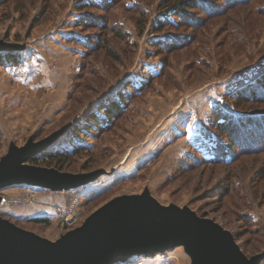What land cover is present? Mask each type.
<instances>
[{
    "label": "rangeland",
    "instance_id": "1",
    "mask_svg": "<svg viewBox=\"0 0 264 264\" xmlns=\"http://www.w3.org/2000/svg\"><path fill=\"white\" fill-rule=\"evenodd\" d=\"M198 1L179 15L170 0L0 4V40L14 44L0 52L18 58L0 62V160L59 132L35 164L94 173L72 188L1 187L4 217L56 240L148 190L222 224L248 257L264 252V0ZM193 263L178 245L112 264Z\"/></svg>",
    "mask_w": 264,
    "mask_h": 264
},
{
    "label": "water",
    "instance_id": "2",
    "mask_svg": "<svg viewBox=\"0 0 264 264\" xmlns=\"http://www.w3.org/2000/svg\"><path fill=\"white\" fill-rule=\"evenodd\" d=\"M14 48L0 40V50ZM12 144L0 160V188L30 183L52 189L79 186L93 172L70 173L29 162L57 136ZM184 245L193 264H258L264 252L248 257L233 233L190 207L160 205L148 190L113 198L56 240L40 237L0 213V264H112L133 254L157 253Z\"/></svg>",
    "mask_w": 264,
    "mask_h": 264
},
{
    "label": "trees",
    "instance_id": "3",
    "mask_svg": "<svg viewBox=\"0 0 264 264\" xmlns=\"http://www.w3.org/2000/svg\"><path fill=\"white\" fill-rule=\"evenodd\" d=\"M4 1H8V0H0V4ZM171 2H173L174 6L173 9L176 10V14H182V13H188L189 10L191 9H195L197 8V4L199 3L198 0H170ZM102 47H106V45H102ZM107 52H109V50H106ZM3 60H8V61H17L18 58L15 54L13 53H6L5 55H3L0 52V62H4ZM115 108L120 109V105L118 102H114L112 103L110 106L105 107L104 112L107 116H110L109 114H111V112H113V110H115ZM236 127L229 129V125L225 126L220 124V129L222 131H227L229 132L231 135L234 134V132H236L234 129ZM61 154H56V153H50V156L54 159L57 156H60ZM61 159V158H60ZM59 159V160H60ZM31 163H36L37 162V155H35L34 157H32L30 159ZM33 221L35 222H43V223H49V220L47 218H34ZM234 235V234H233ZM235 237V235H234Z\"/></svg>",
    "mask_w": 264,
    "mask_h": 264
}]
</instances>
